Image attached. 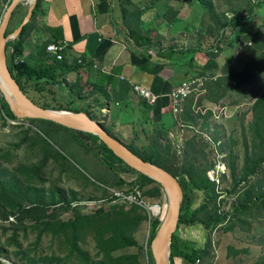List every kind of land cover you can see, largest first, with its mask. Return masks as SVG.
Wrapping results in <instances>:
<instances>
[{"label": "rangeland", "instance_id": "rangeland-1", "mask_svg": "<svg viewBox=\"0 0 264 264\" xmlns=\"http://www.w3.org/2000/svg\"><path fill=\"white\" fill-rule=\"evenodd\" d=\"M6 2H2L4 11L9 6ZM27 2L31 4V0ZM214 2L216 6L228 5L227 0ZM23 3L7 27L9 32L27 14L30 5ZM253 3L254 0H232L231 6H237L241 14ZM195 6L202 5L197 2ZM203 9L209 12L205 6ZM248 41L263 47L264 53L262 32L249 35ZM259 71H251L249 83L263 75L258 74ZM254 75H257L255 79ZM21 84L34 104L48 109L87 108L86 104L93 102L92 97L99 95L88 86L79 87L75 77L60 86L24 78ZM75 85L78 92L74 90ZM2 99L0 93V264H96L100 261L128 264L125 260L113 259L132 254L138 256L139 264H150L147 240L150 220L155 217L146 210L137 207V214L145 217L147 214L148 218L141 224H134L133 220L129 225L134 246L108 254L107 244L102 239V236L107 237L103 228L122 221V213H131L134 207L125 206L112 213L109 208L114 204L106 189H141L135 180L129 182L125 167L86 136L40 119H10L1 110L5 103ZM186 103H190L191 113L183 116L178 134L166 136L163 144L169 148L171 157L176 158L171 161L173 172L193 168L190 173L194 179L213 186L215 199L212 200L194 192V208L207 205L199 214L200 219L215 214L228 215L223 224L209 231L198 225L200 234L187 241L194 246L210 244L202 264H264V199L248 209L235 210L242 203L241 198L251 190L253 195L264 197V164L253 165L264 153L261 141L264 105L258 110H254L253 105L252 119L246 117L247 111L233 110L235 117L244 115L245 118L242 122L226 125V131L221 108L211 111L201 102L194 104L188 100ZM216 115L220 119H216ZM171 119V116L166 118ZM135 135L141 139L142 146L148 144L145 133L136 131ZM76 137H80L91 151L84 149ZM120 139L125 145L137 146L132 145V139ZM246 170L255 172L244 180ZM148 201L160 204L162 209L158 216H163L168 206L166 194L161 200ZM31 205L36 208L30 213L19 209ZM178 234L177 231L176 236ZM56 258L58 260L53 261Z\"/></svg>", "mask_w": 264, "mask_h": 264}, {"label": "crops", "instance_id": "crops-1", "mask_svg": "<svg viewBox=\"0 0 264 264\" xmlns=\"http://www.w3.org/2000/svg\"><path fill=\"white\" fill-rule=\"evenodd\" d=\"M150 1L43 0L25 39L24 57L33 52L36 43L65 39L64 62L85 57L91 65L82 82L99 81L106 90L104 97L101 93L92 97V101L97 98L105 104L102 123L115 137L132 139L138 147L142 144L135 131L162 130L167 138L178 134L183 116L191 113L190 103L184 105L179 117L173 116L171 93L195 77L204 76L210 83L189 102H201L211 111L221 108L226 131V125L245 118L235 117L233 110L247 111L246 117L252 119L253 105L264 94V72L249 83L251 72L246 70L259 59L263 47L255 46L248 37L256 32L264 34V12L250 21L243 10L237 25L220 30L222 24L237 17L232 12L235 6H214L216 15L211 19L204 6H195L194 1L153 0L154 5H148ZM23 5L30 4L25 0ZM129 31L136 33L135 38ZM146 37L150 41L142 45ZM74 77L70 73L66 82ZM135 86L157 97L155 104L137 96ZM168 116L171 121L166 120ZM125 174L129 182L135 180ZM177 231L185 241L201 232L198 225H182ZM173 264L189 263L174 258Z\"/></svg>", "mask_w": 264, "mask_h": 264}, {"label": "trees", "instance_id": "trees-1", "mask_svg": "<svg viewBox=\"0 0 264 264\" xmlns=\"http://www.w3.org/2000/svg\"><path fill=\"white\" fill-rule=\"evenodd\" d=\"M126 1V0H124ZM155 1V0H154ZM154 1H150L148 5H154ZM190 0H186L187 3H189ZM196 4L197 2L205 6L211 16V19L215 17V8L214 6V0H192ZM228 5L231 6V1L232 0H227ZM3 0H0V21L3 19V15L5 11L2 9V4ZM11 0H7V4H10ZM43 3V0H37V4L32 11V15L30 18V21L25 24L20 32V34L15 38L11 39L6 43L5 47V53H6V62H7V67L8 70L12 76V78L16 81V83L19 85L20 89L25 93L23 86L21 84V79L29 80L32 82H48V83H54L57 86L64 85L66 83V77L70 73L75 74V79L78 81V85L80 86H92L93 88L90 89L93 92H96L97 94H102L104 97L106 95V90L103 88V85L99 81L95 83H90L89 81L82 82V78L86 79L87 77V72L90 68L91 63L85 58V57H80L79 59H75L72 63L68 64L65 63L63 60V57L61 60H57L55 57L50 55L49 53L46 52L45 47L48 43L51 41H43L41 43H36L34 45V50L32 53L28 55V57H24V44H25V39L32 30V21L34 18L39 14L41 5ZM22 7V4H19V6L15 9L13 12L12 18L17 14L18 9ZM233 14H235L237 17L233 18L230 22L227 21L226 23L222 24L220 27L221 29H224L226 27H232L237 25L240 22V13L237 11L239 10L237 6H235V9H232ZM245 12V11H244ZM247 14L248 18L250 21H252L253 17H256L259 14H263L264 12V0H254V3L250 5L247 9ZM22 21V18H21ZM20 21V22H21ZM11 22V21H10ZM18 23V25L20 24ZM17 25V26H18ZM16 26V27H17ZM15 27V28H16ZM133 31V30H132ZM12 32L8 31V28L6 29L5 35L11 34ZM129 34L132 38H135L136 33L133 32L131 35V31H129ZM149 39L146 37L142 39L141 44H146L149 43ZM53 42V41H52ZM263 48H261L262 50ZM150 60L146 58V63H149ZM260 70L258 74H262L264 72V53L257 59L255 62H253L249 67L247 68L246 71H255ZM257 74V75H258ZM257 75H254L253 78L255 79ZM106 78H110V76H107ZM82 83H79V82ZM76 89L75 92H78V86L75 85ZM74 87V88H75ZM262 98V99H261ZM4 98L2 99V101ZM94 102L90 103L87 108H77V107H71L69 109H64V108H56L53 110H64V111H70V112H84L87 114L91 119L97 120L102 122L103 120V112L105 108V104L99 101V99L95 98L93 100ZM264 105V95L260 97L255 105H254V110H258L260 106ZM44 108L45 107L43 106ZM1 110L4 115H7L10 119H16L13 114L11 113L8 105L4 103V106L1 107ZM45 121V120H41ZM53 125H57L55 123L45 121ZM60 126V125H58ZM105 127V125L103 124ZM62 127V126H60ZM64 128V127H63ZM106 128V127H105ZM67 129V128H64ZM68 130V129H67ZM73 133H76L80 136H86L89 138V140L93 141L94 143H97L100 145L101 149L106 151L107 154L112 156L114 159H117L114 154L108 150V148L102 143V141L95 137L92 136L89 133L85 132H80V131H75L71 130ZM107 132L113 136L114 138L118 139L117 137L114 136L112 133V129H107ZM146 139L148 141V144L142 147H135V146H128V149L131 150L135 155H137L139 158L143 159L145 162L154 164L168 173H170L173 177H175L182 190H183V195L184 199L181 203L180 206V213H179V218H178V228L182 225L186 226H194V225H200L205 231H209L212 228H214L217 225L223 224L228 215L227 214H215L208 216L207 218L200 219L199 214L203 212V210L206 209L207 205L204 206H198L194 208V203H193V195L195 191H198L203 194V196L207 200H212L215 199V194L213 190V186L211 187L210 184L204 183V181H199L193 178L192 174L190 173L191 170H194L193 168L191 169H182V170H177L173 172V166H171V161L176 160V158H172L169 148L167 146H164L165 138L167 136V132H163L162 130L160 131H151L149 134L145 132ZM154 139H157L156 141H153ZM77 140L80 142V144L83 146L84 149L87 151H91L89 146L82 141L80 137H77ZM119 140V139H118ZM261 141L264 145V136L261 137ZM124 144V143H123ZM134 145V144H132ZM126 170V173L130 175L131 177L135 178V182L138 186L141 187V191L144 190V197L148 199H153V200H161L164 197V192L163 189L153 180L149 179L148 177H145L136 171L130 169L127 167L122 161L118 160ZM264 164V153L263 155L259 156L256 160H254L253 165L260 166ZM166 165H170V168H168ZM255 172L252 170H246L243 176V179L246 180L249 176L253 175ZM231 174L234 177V171L231 172ZM123 183V182H120ZM1 187V186H0ZM107 192V191H106ZM131 192V191H128ZM252 190L245 194L242 198L241 201L242 203L236 207L235 210L238 209H248L250 205H257L259 201H262L264 197L262 195L260 196H255L252 194ZM260 203V202H259ZM125 206L119 205V204H114L113 206H110V211L112 213L117 212L121 208H124ZM36 208V205H31L30 207H19V209H22L24 213H30ZM139 208V207H138ZM137 207H133L131 213L129 214H124L122 213L123 219L119 223H112L110 225H107L103 228V234L106 235L107 237L105 238L102 236L103 241L107 244L108 247V254L110 252H113L117 249H122L124 247H129V246H134L136 243L134 239L131 238V231L129 230V225L130 223L134 220V224H141L144 219H147L148 216L146 214V217L143 215H138L136 211H138ZM162 216L155 217L150 220L149 224V233H148V240H147V245L148 248L150 247V242L152 238L154 237L155 231L158 228L160 222H161ZM177 228V230H178ZM175 231L172 235L171 238V244H170V256H169V261L170 264H173L174 258H180L183 261L188 262L189 264H197V261L200 260L203 262V259L207 256L208 254V249L210 247V244H203L201 246H194L190 244L191 242L185 241L179 237V234L176 236ZM148 254L150 257V264H153L152 256L150 253V249L148 250ZM58 260L53 259V261ZM125 260L128 264H139L138 261V256L137 255H122L118 256L113 259V261H121ZM96 264H104V262L100 261Z\"/></svg>", "mask_w": 264, "mask_h": 264}, {"label": "water", "instance_id": "water-1", "mask_svg": "<svg viewBox=\"0 0 264 264\" xmlns=\"http://www.w3.org/2000/svg\"><path fill=\"white\" fill-rule=\"evenodd\" d=\"M23 1L25 0H11L0 22V93L5 103L17 119L45 120L99 138L108 150L127 167L156 182L166 194L168 206L150 242V253L154 264H170L171 238L173 233L177 231L180 206L184 199L183 190L178 180L164 169L145 162L135 155L123 142L111 136L102 122L91 119L84 112L40 107L34 104L20 89L8 70L5 47L6 43L11 39H15L20 34L23 26L30 21L37 0H31L27 14L24 15L20 24L12 33L5 35V32L10 24L13 12Z\"/></svg>", "mask_w": 264, "mask_h": 264}, {"label": "built area", "instance_id": "built-area-1", "mask_svg": "<svg viewBox=\"0 0 264 264\" xmlns=\"http://www.w3.org/2000/svg\"><path fill=\"white\" fill-rule=\"evenodd\" d=\"M67 48V41L65 39L55 40L46 45L45 50L47 53L55 57L57 60H61L65 49ZM208 79L206 77H195L182 82L171 93V108L173 116L178 117L183 112V107L186 102L194 95L203 91ZM133 92L145 100L148 104H155L157 97L151 92L141 86H135ZM112 204H119L123 206H136L147 211L150 216L157 217L161 214V206L158 203H151L148 198L144 197V191L135 189L131 192L128 191H116L106 189ZM151 200V199H150ZM197 264H202L200 260Z\"/></svg>", "mask_w": 264, "mask_h": 264}, {"label": "bare ground", "instance_id": "bare-ground-1", "mask_svg": "<svg viewBox=\"0 0 264 264\" xmlns=\"http://www.w3.org/2000/svg\"><path fill=\"white\" fill-rule=\"evenodd\" d=\"M47 40V39H46ZM219 47V46H218ZM223 52V51H222ZM67 61V60H66ZM89 61V60H88ZM230 61V60H229ZM89 78V77H88ZM81 82V81H80ZM67 87V86H66ZM205 87V86H204ZM104 88V87H103ZM77 90V89H76ZM81 90V89H80ZM73 93V92H72ZM111 98V97H110ZM262 99V98H261ZM94 102V101H93ZM112 102V101H111ZM72 103V102H71ZM201 107V106H200ZM254 109V108H253ZM149 110V109H148ZM250 112V111H249ZM255 115V114H254ZM179 117V116H178ZM263 121V120H262ZM41 127V126H40ZM113 127V126H112ZM117 130V129H116ZM168 131V130H167ZM119 132V131H118ZM136 132V131H135ZM241 135V134H240ZM65 136V135H64ZM73 136V135H72ZM245 136V135H244ZM59 137V136H58ZM66 138V137H65ZM77 138V137H76ZM69 139V138H68ZM75 140V139H74ZM70 148V147H69ZM95 157V156H94ZM109 160V159H108ZM112 162V161H111ZM225 170V169H224ZM224 172V171H223ZM119 176V175H118ZM63 197V196H62ZM101 197V196H100ZM109 197V196H108ZM198 201V200H197ZM203 202V201H202ZM208 243V242H207Z\"/></svg>", "mask_w": 264, "mask_h": 264}]
</instances>
